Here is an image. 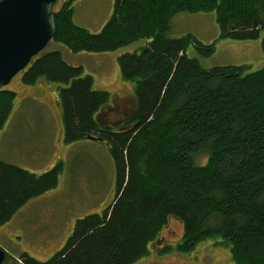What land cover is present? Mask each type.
I'll return each mask as SVG.
<instances>
[{
  "label": "trees",
  "instance_id": "trees-1",
  "mask_svg": "<svg viewBox=\"0 0 264 264\" xmlns=\"http://www.w3.org/2000/svg\"><path fill=\"white\" fill-rule=\"evenodd\" d=\"M76 1L53 9L52 40L72 53H106L145 41L138 52L117 58L121 78L133 84V127L116 134L99 128L94 115L108 94L94 91L92 76L68 65L59 51L31 61L22 82L56 85L63 141L96 135L108 143L115 185L111 202L76 219L50 260L24 252L17 264H133L171 219L182 225V252L217 239L234 264H264V66L204 68L187 50L206 58L215 43L204 45L191 34L167 37L175 15L214 12L219 39L258 40L264 0H114L98 33L73 23ZM15 98L0 87V130ZM200 154L207 155L204 165L196 164ZM63 167L60 161L37 175L0 162V226L54 189Z\"/></svg>",
  "mask_w": 264,
  "mask_h": 264
},
{
  "label": "rangeland",
  "instance_id": "rangeland-1",
  "mask_svg": "<svg viewBox=\"0 0 264 264\" xmlns=\"http://www.w3.org/2000/svg\"><path fill=\"white\" fill-rule=\"evenodd\" d=\"M64 1L59 0L54 10ZM113 4L114 0H77L73 23L91 33H98L111 17ZM186 34H191L204 45L215 43L210 57H200L191 46L187 50L188 56L197 59L204 68L245 66L248 71H254L264 66L263 32L258 40L219 39L214 12L179 13L172 18L167 37L176 39ZM144 44V40H139L112 52L72 53L51 40L43 52L59 51L68 65L81 66L85 74L92 76L94 89L108 91L111 96L113 91L116 96L112 109L106 107L101 117L102 120L121 121L127 110L130 114L134 112L135 99L133 93L130 94L133 84L121 78L117 58L127 52H138ZM3 88L17 95L11 115L0 130V159L37 175L47 172L57 161L64 162L56 187L29 200L8 224L0 228V247L12 257L27 252L46 261L65 244L76 219L99 213L106 206L114 188V167L107 147L101 142L79 140L67 144L63 141L60 111L52 104L56 85L40 82L26 86L18 73ZM123 96L129 98L123 100ZM206 161L207 155L196 157L198 165H204ZM180 234L181 226L175 220L169 222L166 232L163 231L167 240L177 239ZM220 242L217 239L202 242L212 261V254L221 249L230 257L229 249ZM226 255L222 253L218 259L226 260ZM12 261L9 259L4 264H14ZM159 262L178 264L180 261L174 256Z\"/></svg>",
  "mask_w": 264,
  "mask_h": 264
},
{
  "label": "water",
  "instance_id": "water-1",
  "mask_svg": "<svg viewBox=\"0 0 264 264\" xmlns=\"http://www.w3.org/2000/svg\"><path fill=\"white\" fill-rule=\"evenodd\" d=\"M57 2L0 1V87L8 85L53 38V7ZM5 254V250L0 247V264H3Z\"/></svg>",
  "mask_w": 264,
  "mask_h": 264
},
{
  "label": "flooded vegetation",
  "instance_id": "flooded-vegetation-1",
  "mask_svg": "<svg viewBox=\"0 0 264 264\" xmlns=\"http://www.w3.org/2000/svg\"><path fill=\"white\" fill-rule=\"evenodd\" d=\"M44 49L39 52L36 56H34L31 61H33V59L35 57H39L41 56L42 54H45L46 52H43ZM49 52V51H48ZM30 61V63H31ZM29 63V64H30ZM28 64V66H29ZM27 66V67H28ZM26 67V68H27ZM25 69H23L22 71H20L19 73L21 74V82H22V77H23V73L25 72ZM123 80V79H122ZM124 81V80H123ZM40 82H45V83H48L46 82L45 80L43 79H40L38 80L35 84L37 83H40ZM124 82H127V81H124ZM23 85H26L22 82ZM35 84L33 85H26V86H34ZM50 84V83H48ZM93 90L94 91H98V92H105L108 94V101L105 105H103L98 111L97 113L94 115V119L95 121L97 122V124L99 125V128L101 129H108L110 130L111 133L113 134H116V133H122V132H126L128 130H130L132 127H133V124L130 122V119L132 117V114H130V112L127 110L124 115H123V118H121V121H109L107 119H103L102 120V117H101V112L106 108V107H109V109H112V102L114 101V97L116 95H114L113 91H112V96L110 95V93L108 91H105V90H97V89H94V86H92ZM127 87V86H126ZM124 88V87H122ZM10 91V90H8ZM13 92V91H12ZM15 93V92H13ZM133 93V91H130V94ZM17 94L15 93V96ZM133 95V94H132ZM125 97H128L129 96H123L122 99L125 100L126 98ZM59 96H58V90H55V93H54V96H53V105H56L58 108H59ZM59 111H60V108H59ZM109 112H112L111 110H108ZM59 119L61 121V111L59 112ZM60 132L62 134V137H63V140H64V131H63V125H62V122H60ZM88 137H91V138H95L97 139L96 141H99L98 138L96 135H89ZM86 138V140H91L89 138ZM102 141V140H101ZM99 141V142H101ZM102 144H104L107 149H108V152H109V145L108 143H106L105 141H102L101 142ZM110 155V154H109ZM62 161V160H60ZM60 161H57V163H55L50 169H52L56 164H58ZM0 162L1 163H4V164H10L9 162H5L3 161L2 159H0ZM63 162V161H62ZM64 163V162H63ZM10 165H13V164H10ZM15 166V165H14ZM18 167V166H16ZM20 168V167H19ZM49 169V170H50ZM48 170V171H49ZM115 175V174H114ZM115 180V178H114ZM115 185V183H114ZM112 195L109 196L108 200L106 201L105 205L109 204L111 202V200L113 199L114 197V188L113 190L111 191ZM19 211V210H18ZM17 211V212H18ZM16 212V213H17ZM15 216V215H14ZM13 216V217H14ZM13 217L11 219H13ZM10 219V220H11ZM9 221H6L4 222L0 228H2L3 226H5L6 224H8ZM173 219L169 220L168 221V224L170 221H172ZM176 221V220H175ZM178 222V221H177ZM168 224H166L165 227L162 228V230L158 233V235L156 236V238L154 240H152L148 246H147V249H148V253L146 256L140 258L138 261H136L135 263L133 264H139L143 261H145L147 264H163V262H159L160 260H164L166 259L167 257L170 258H174V256H176V259L179 260L180 262L178 264H189L190 262L191 263H194V264H228L229 261L232 262V264H234V262L232 261V257H231V254H230V251H229V256L226 255V252L222 251L221 250H218V251H215L213 254H212V257H214L213 261L211 260L210 257L207 256V251L205 250L204 248V245L202 242L196 244L195 246L192 247V249L188 252H182L180 250V246L182 245V239H183V229H182V225L180 224L181 226V234L179 236V238L177 239H173V240H167L165 238V236L163 235V231L166 232V228L168 226ZM71 234V233H70ZM162 235V236H161ZM205 242V241H204ZM202 243V244H201ZM155 244V245H154ZM201 244V245H200ZM200 245L199 248L196 249V247ZM64 246V245H63ZM63 246L57 251L59 252ZM202 251V252H201ZM6 254H5V259L3 261V264L5 262H8L9 259H12V263L14 264H17V263H21V261L18 259L20 254L24 253V252H20L18 256H11L6 250H5ZM56 252V253H57ZM27 253V252H25ZM55 253V254H56ZM193 253V254H192ZM224 253L227 257L226 260H220L218 259V257ZM28 254V253H27ZM55 254H53L48 260H50ZM189 255V256H188ZM10 256V257H9ZM32 257V256H31ZM34 258V257H33ZM36 261L38 262H46V261H40V259H36L34 258ZM207 259H210L209 261ZM195 260V261H194Z\"/></svg>",
  "mask_w": 264,
  "mask_h": 264
},
{
  "label": "bare ground",
  "instance_id": "bare-ground-1",
  "mask_svg": "<svg viewBox=\"0 0 264 264\" xmlns=\"http://www.w3.org/2000/svg\"><path fill=\"white\" fill-rule=\"evenodd\" d=\"M1 1V0H0Z\"/></svg>",
  "mask_w": 264,
  "mask_h": 264
}]
</instances>
